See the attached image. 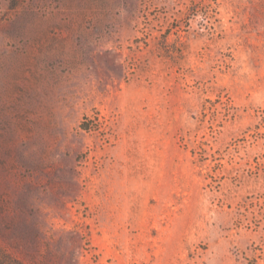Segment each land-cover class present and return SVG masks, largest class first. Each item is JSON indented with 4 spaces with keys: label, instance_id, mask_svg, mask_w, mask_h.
Here are the masks:
<instances>
[{
    "label": "rangeland",
    "instance_id": "374dc122",
    "mask_svg": "<svg viewBox=\"0 0 264 264\" xmlns=\"http://www.w3.org/2000/svg\"><path fill=\"white\" fill-rule=\"evenodd\" d=\"M0 250L264 264V0H0Z\"/></svg>",
    "mask_w": 264,
    "mask_h": 264
},
{
    "label": "trees",
    "instance_id": "16d2710c",
    "mask_svg": "<svg viewBox=\"0 0 264 264\" xmlns=\"http://www.w3.org/2000/svg\"><path fill=\"white\" fill-rule=\"evenodd\" d=\"M0 264H22L21 262L12 259L7 254L0 250Z\"/></svg>",
    "mask_w": 264,
    "mask_h": 264
}]
</instances>
